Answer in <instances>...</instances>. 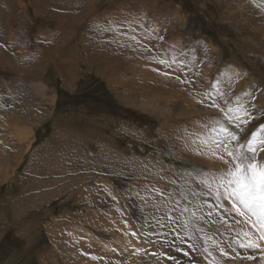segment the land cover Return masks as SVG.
Here are the masks:
<instances>
[{
  "label": "rangeland",
  "instance_id": "rangeland-1",
  "mask_svg": "<svg viewBox=\"0 0 264 264\" xmlns=\"http://www.w3.org/2000/svg\"><path fill=\"white\" fill-rule=\"evenodd\" d=\"M218 80L264 90V0H0V264H264L156 226L195 190L233 223L216 240L250 232L204 194L198 173L222 165L183 136Z\"/></svg>",
  "mask_w": 264,
  "mask_h": 264
},
{
  "label": "snow or ice",
  "instance_id": "snow-or-ice-1",
  "mask_svg": "<svg viewBox=\"0 0 264 264\" xmlns=\"http://www.w3.org/2000/svg\"><path fill=\"white\" fill-rule=\"evenodd\" d=\"M124 24H127L129 31L134 33V20L118 21L116 29L120 30ZM134 50L140 49L134 48ZM156 62L166 69L178 68L176 59L165 58ZM164 74L169 75L168 72ZM190 74L186 73V75ZM235 75L239 76L240 73L237 72ZM244 75L246 76L247 73ZM176 79L181 83H193V81L181 80L179 76ZM221 85L222 82L218 80L212 84L211 90H205V96L199 103L212 111L198 122L195 130L185 129L183 136L186 146L191 143L198 150L197 154L211 155L222 165L219 169L211 170L209 177L202 174L206 170L201 169L198 173L201 178L197 183L203 184L207 189L204 194L214 196L218 206H223L225 202L230 204L231 212L242 218L241 221L233 217L235 225L243 222L249 225L252 231L251 233L244 231L243 240L232 243L216 240L213 228L217 226L218 221V226L223 227L225 231L232 230L233 223L223 216L214 219L212 210L205 211L206 202L198 199L200 194L195 190L189 193L179 190L177 194L180 199L166 206L165 218L156 220L157 227H167L174 233L173 239L180 238L177 229H182L186 236L198 235L206 260L213 257V253L217 250L221 256L229 257L225 245L228 249H231L233 244H239L243 249L264 248V123L258 122L264 119V104L260 102V95H264V90L258 92V86L252 84L247 90L236 94L231 85L226 83ZM254 92L258 94L253 95ZM253 125H257L254 130ZM155 190L161 195L164 193V189ZM201 224L203 226H199ZM210 232L213 235H208ZM151 234H157L155 229ZM132 235L138 234L133 232ZM144 240L152 243L149 236H144ZM209 241L213 245L211 250L207 246ZM196 247V244H189V248ZM139 251L140 249H137V252ZM229 258L239 259V255ZM261 258L264 259V255ZM247 259L255 261L256 258L249 256Z\"/></svg>",
  "mask_w": 264,
  "mask_h": 264
},
{
  "label": "bare ground",
  "instance_id": "bare-ground-1",
  "mask_svg": "<svg viewBox=\"0 0 264 264\" xmlns=\"http://www.w3.org/2000/svg\"><path fill=\"white\" fill-rule=\"evenodd\" d=\"M14 130V129H13ZM226 204H227V206H228V208H229V210L231 211V207H230V204H228L227 202H226ZM234 213V212H233ZM235 214V213H234ZM238 219H240V218H238ZM249 230H250V233H251V229L249 228ZM255 250H257L258 251V259H262L261 257H262V255H264V248H261V249H255ZM257 259V261H260V260H258ZM250 261V260H249ZM247 263H250V262H247ZM247 263H244V264H247Z\"/></svg>",
  "mask_w": 264,
  "mask_h": 264
}]
</instances>
